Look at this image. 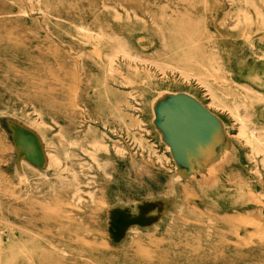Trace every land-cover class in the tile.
<instances>
[{
    "label": "rangeland",
    "instance_id": "obj_1",
    "mask_svg": "<svg viewBox=\"0 0 264 264\" xmlns=\"http://www.w3.org/2000/svg\"><path fill=\"white\" fill-rule=\"evenodd\" d=\"M263 125L264 0H0V264H264Z\"/></svg>",
    "mask_w": 264,
    "mask_h": 264
},
{
    "label": "bare ground",
    "instance_id": "obj_2",
    "mask_svg": "<svg viewBox=\"0 0 264 264\" xmlns=\"http://www.w3.org/2000/svg\"><path fill=\"white\" fill-rule=\"evenodd\" d=\"M29 1H32V0H29ZM35 1V0H34ZM249 1V0H248ZM251 1L252 0H250V3H251ZM263 2V1H262ZM36 3L38 4V2L36 1ZM253 3V2H252ZM31 4H32V2H31ZM36 4V5H37ZM40 4V3H39ZM249 4V3H248ZM254 4H252L251 6H253ZM257 8V6L255 5V8H254V10ZM38 9V8H37ZM240 10L241 9H239V12H240ZM26 11V10H25ZM25 11H23V13L25 12ZM241 12H243V11H241ZM247 12V11H246ZM256 13V12H255ZM259 13V12H258ZM261 14V13H260ZM240 15V14H239ZM244 17V16H243ZM238 18V17H237ZM236 18V19H237ZM247 19H248V17H246ZM250 18V17H249ZM244 19V18H243ZM251 19V18H250ZM238 20V19H237ZM236 21V20H235ZM82 26V25H81ZM76 27L77 28H80V27H78V25H76ZM87 29V28H86ZM81 30V29H80ZM88 30V29H87ZM86 30V31H87ZM79 31V30H78ZM85 31V30H84ZM89 31V30H88ZM83 33V32H82ZM87 33V32H86ZM89 33V32H88ZM95 33H97V34H99L98 32H95ZM101 33H103L102 31H101ZM100 33V34H101ZM104 34V33H103ZM97 36V35H96ZM106 36V35H105ZM91 37H92V35H91ZM98 37V36H97ZM108 37V36H107ZM116 37V36H115ZM99 38V37H98ZM94 39V38H93ZM108 39H109V37H108ZM110 39H113V38H111L110 37ZM117 42V41H116ZM118 44V43H117ZM120 44V43H119ZM118 46V45H117ZM121 46V45H120ZM122 48V50H123V47H121ZM115 50V49H114ZM117 51V50H116ZM113 52V51H112ZM122 53V52H121ZM125 53V52H124ZM114 54H115V51H114ZM118 54H119V52H118ZM126 54H128V53H126ZM104 55H106V53L104 54ZM109 55H111V54H109ZM116 55V54H115ZM100 56V55H99ZM114 56V55H113ZM128 56H130V55H128ZM134 56V55H133ZM138 56V55H137ZM118 57V56H117ZM122 57V56H121ZM135 57V56H134ZM109 58V57H108ZM126 58H128V57H126ZM110 59V58H109ZM130 59V58H129ZM128 59V60H129ZM134 60V59H133ZM102 61V60H101ZM139 61V60H138ZM137 61V62H138ZM146 61V60H145ZM144 61V62H145ZM148 61V60H147ZM114 62V61H113ZM131 62V61H130ZM135 62V61H134ZM150 63V62H149ZM136 64V63H135ZM167 64V63H166ZM168 65V64H167ZM108 66H110V65H108ZM112 67H113V65H111ZM110 66V67H111ZM135 66V65H134ZM172 66V65H171ZM211 66V65H210ZM108 68V67H107ZM212 68V67H211ZM112 70H113V68H112ZM115 71H116V69H114ZM164 70V69H163ZM110 71V70H109ZM208 71V70H207ZM216 71H218V70H216ZM111 73V72H110ZM114 73V72H113ZM210 74V73H209ZM111 75V74H110ZM182 75V74H181ZM113 76V75H112ZM166 76V75H165ZM188 80V79H187ZM196 81V80H195ZM127 82H128V79H127ZM122 83H123V81H122ZM123 84H126V83H123ZM130 84V83H129ZM203 85V84H202ZM207 88V87H206ZM244 88V87H243ZM246 90V89H245ZM205 91V90H204ZM207 91V90H206ZM205 91V92H206ZM170 93V92H169ZM172 93V92H171ZM204 93V92H203ZM133 96V95H132ZM171 97V96H170ZM135 98V97H134ZM186 99V98H185ZM211 101V100H210ZM189 102V101H188ZM244 102V101H243ZM214 104H213V106H214V108H216L217 110H220V111H225V110H227L229 113H230V115L234 118V120L235 121H237V130H238V132H236L235 134H237L240 138H242V139H244V141L246 142V143H251V141L252 142H259L260 141V139H259V134L256 132V130L255 129H253V130H251V129H248V118L246 117V116H241L239 113H237V111L236 110H238L237 108H235V110H233V109H230V108H228L227 106H225V105H223V104H221V103H215V102H213ZM212 104V103H211ZM210 104V105H211ZM244 104H245V102H244ZM133 107L134 106H137V105H132ZM158 106V105H157ZM176 107V106H175ZM200 109V108H199ZM152 110V109H151ZM155 110V109H154ZM174 111H176V110H174ZM181 111V110H180ZM179 111V112H180ZM184 111H186V110H184ZM195 111V110H194ZM152 114H153V112H152ZM197 114V113H196ZM206 114V113H205ZM155 115V114H154ZM169 115V114H168ZM171 115V114H170ZM156 118V117H155ZM167 118H168V116H167ZM156 120V119H155ZM199 121V120H198ZM201 121V120H200ZM165 123H166V121H165ZM168 123V122H167ZM166 123V124H167ZM173 124V123H172ZM200 126V125H199ZM264 126V125H263ZM161 127V126H160ZM165 127V126H164ZM132 128H133V126H132ZM19 129V128H18ZM179 129V128H178ZM262 129H264V128H262ZM261 129V130H262ZM129 130V129H128ZM172 130V129H171ZM261 130H259V131H261ZM122 131V130H121ZM127 131V130H126ZM147 131V130H146ZM257 131H258V129H257ZM20 132V130H16V136H18V137H20L19 136V133ZM29 132H31V131H29ZM33 133V132H32ZM127 133V132H126ZM142 133V132H141ZM147 133V132H146ZM168 133V132H167ZM172 133V132H171ZM34 135V134H33ZM127 135V134H126ZM234 135V134H233ZM259 135V136H258ZM206 135L204 134V137H205ZM209 136V135H208ZM135 137V136H134ZM133 137V138H134ZM186 137H187V135H186ZM185 137V138H186ZM188 137H189V135H188ZM238 137V138H239ZM194 138V137H193ZM196 138V137H195ZM211 138V137H210ZM21 139H22V142H23V147H24V150H25V152L26 153H28V154H30L31 155V157L33 158V159H39L40 158V151H39V148H38V144H37V141H36V139L31 135V133H28L27 132V130L26 131H24V130H22V134H21ZM169 139V138H168ZM198 139V138H197ZM136 141V140H135ZM202 141V140H201ZM243 141V142H244ZM146 142H147V140H146ZM263 142H264V140H263ZM52 143V142H51ZM255 143V144H256ZM48 144V143H47ZM135 144V143H134ZM153 144V143H152ZM258 144V143H257ZM50 145V144H49ZM100 145V144H99ZM133 145V144H132ZM139 145H140V143H139ZM222 145V144H221ZM251 145V144H250ZM102 146V145H101ZM137 146V145H136ZM104 148H106L105 146H103ZM133 147V146H132ZM171 147V145L168 147V148H170ZM200 147V146H199ZM250 147V146H249ZM256 147V146H255ZM143 148V147H142ZM152 148V147H151ZM150 148V149H151ZM205 148V147H204ZM251 148V147H250ZM146 149V148H145ZM252 149V148H251ZM148 150V149H147ZM202 150V149H201ZM258 150V149H257ZM262 150V149H261ZM260 150V151H261ZM48 151V150H47ZM259 151V150H258ZM263 151V150H262ZM51 152H53V151H51ZM92 152V151H91ZM154 152V151H153ZM209 152H210V150H209ZM255 152V151H254ZM46 153V152H45ZM48 153V152H47ZM55 153V152H54ZM140 153V152H139ZM152 153V152H151ZM249 153V152H248ZM253 153V152H252ZM260 153H263V152H260ZM53 154V153H52ZM56 154V153H55ZM156 154H158V153H156ZM213 154V153H212ZM50 155V154H49ZM163 155V154H162ZM165 155V154H164ZM164 155H163V157H164ZM257 155V154H256ZM59 155H57V157H58ZM208 156V155H207ZM39 157V158H38ZM53 157H55V156H53ZM52 157V158H53ZM88 157H89V155H88ZM90 157H92V159H93V161L94 160H97V159H94L93 158V155L92 156H90ZM252 157H254V156H252ZM263 157V156H262ZM51 158V159H52ZM56 158V157H55ZM59 158V157H58ZM57 158V159H58ZM187 158V157H186ZM54 159V158H53ZM261 159V158H260ZM259 159V160H260ZM58 160H60V161H58V162H61V159H58ZM264 160V159H263ZM262 160V161H263ZM166 161V160H165ZM256 161V160H255ZM89 162V161H88ZM96 162V161H95ZM105 162V161H104ZM161 162V161H160ZM54 163H55V159H54ZM91 163V162H90ZM264 162H262L261 163V165L263 164ZM61 164V163H60ZM106 164V163H105ZM161 164V163H160ZM98 165V164H97ZM100 165H102V164H100ZM99 165V166H100ZM65 165H63V167H64ZM93 166V165H92ZM199 166V165H198ZM264 166V165H263ZM62 167V168H63ZM105 167H106V165H105ZM65 168V167H64ZM63 168V169H64ZM102 168V167H101ZM66 169V168H65ZM99 169V168H98ZM105 169V168H104ZM103 169V170H104ZM105 171V170H104ZM188 173H190V172H188ZM192 174V173H191ZM24 176H25V174H24ZM179 177V176H178ZM27 179V178H26ZM90 193H92V192H89V194ZM2 239V238H1ZM2 243H3V241H2ZM0 244H1V242H0ZM13 246V245H12ZM11 247V246H10Z\"/></svg>",
    "mask_w": 264,
    "mask_h": 264
}]
</instances>
